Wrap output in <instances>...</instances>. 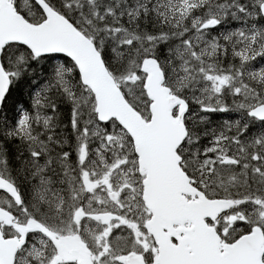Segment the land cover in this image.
Returning <instances> with one entry per match:
<instances>
[{
  "label": "snow or ice",
  "instance_id": "snow-or-ice-1",
  "mask_svg": "<svg viewBox=\"0 0 264 264\" xmlns=\"http://www.w3.org/2000/svg\"><path fill=\"white\" fill-rule=\"evenodd\" d=\"M0 264H264V0H0Z\"/></svg>",
  "mask_w": 264,
  "mask_h": 264
}]
</instances>
